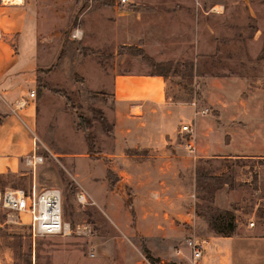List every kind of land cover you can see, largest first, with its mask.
Masks as SVG:
<instances>
[{"label": "rangeland", "instance_id": "rangeland-1", "mask_svg": "<svg viewBox=\"0 0 264 264\" xmlns=\"http://www.w3.org/2000/svg\"><path fill=\"white\" fill-rule=\"evenodd\" d=\"M139 1L129 18L142 27L121 35L105 22L99 26L104 16L96 14L97 4L82 0L54 63L37 70V131L49 135L55 154L39 145L41 162L33 169L25 166L24 176L0 173V191L58 188L69 229L33 236L25 215L0 207V264H162L134 228V192L142 198L150 192V208L173 217L181 231L175 248L212 233L206 222L222 210L235 224L252 223L264 236V0ZM5 3L0 0V20ZM34 6L27 0L26 12L4 17L0 40L28 51L31 44L22 41L33 33ZM121 10L117 5L113 15L124 14ZM114 72L159 74L165 82V103L147 106L142 119L152 127L144 138L156 134L153 115H161L162 138L177 147L176 162L151 165L147 187L134 164L121 159L136 150L116 137L107 118L114 103L106 76ZM182 124L190 129L185 136ZM124 126L131 125L119 122ZM184 138L193 143V154L185 151ZM104 154L119 157L118 168H129V186L111 172L105 189L101 178L110 162L96 160ZM80 192L83 201L76 199ZM107 199L113 217L103 209ZM188 205L198 215L195 224L188 225Z\"/></svg>", "mask_w": 264, "mask_h": 264}, {"label": "crops", "instance_id": "crops-1", "mask_svg": "<svg viewBox=\"0 0 264 264\" xmlns=\"http://www.w3.org/2000/svg\"><path fill=\"white\" fill-rule=\"evenodd\" d=\"M34 1L33 33L29 40L22 41L26 44L30 43L31 48L28 51H21L19 47L0 40V173L7 171L24 175L23 157L36 151L39 145L50 154H55L51 150L54 146L51 145L49 135L37 131L38 111L34 96L31 98L28 93L34 92L37 70L48 68L61 52L65 30L71 25L72 15L75 10L80 9L77 5L82 0ZM93 3L97 4L94 7L96 14L104 16L103 20H97L99 26L101 22H105V25L115 28L116 32L121 35L134 34L136 32H130V30L142 27V24L135 18H129L132 16L130 14L132 10L136 8L133 5L141 3L139 0H126L125 4H119L117 0H93ZM117 5L119 9H123L121 11L124 14L113 15L112 10ZM2 8L7 12H4L0 20V27H2L4 17L9 19L10 14L26 12L27 0L19 2L7 0ZM10 23L7 22L6 25ZM25 36L24 33L23 37ZM106 77L111 83L110 99L114 103V109L109 116L107 115V118L116 126L114 127L116 137L125 138L128 147L136 150L134 154L123 155L121 159L126 165L134 164L132 168L142 174L144 179L141 183L147 187L148 174L152 173L151 165H158L160 168L161 164L176 162L177 147L173 141H166L162 138L164 129L159 122L161 115H153L156 116L157 121L153 125V131H156V134L153 138H144L145 133L152 131L151 125L142 121L148 112L147 106L158 107L165 103L164 79L160 75L135 72H114ZM19 99L25 101V106L11 111V103ZM124 121L131 126H124L122 129L118 127L119 122ZM131 122H135L136 125H132ZM102 158H107L106 160L110 162V166L103 168L104 174L101 178L102 182L105 180V183H102L105 189L106 169L115 173L122 184L129 186L130 183H127L130 175L129 168L121 169L116 164L114 165L118 160L115 158L119 157L104 154L96 160L100 161ZM158 186L162 189L165 183L160 181ZM144 194L147 196L142 198L134 192V209L132 210L136 215L134 228L146 244V249L150 250L152 257L163 258L160 259L162 264H174V262L182 264L184 258H188L189 264L191 258L185 244L178 248L173 246L177 242L175 236L181 234L180 229L174 225L173 217L166 212H161L160 209H151L153 199L150 192ZM103 205L106 208H103L104 211L113 217L108 199ZM193 215L198 216L188 205V225L193 222L195 224L196 219ZM189 232L190 228H188ZM262 234L260 229L251 228L244 223H236L229 236L205 233L201 237L204 239L202 255L191 264H264V236ZM155 244H160V248H157ZM151 245H154L155 249L150 247Z\"/></svg>", "mask_w": 264, "mask_h": 264}, {"label": "built area", "instance_id": "built-area-1", "mask_svg": "<svg viewBox=\"0 0 264 264\" xmlns=\"http://www.w3.org/2000/svg\"><path fill=\"white\" fill-rule=\"evenodd\" d=\"M119 4H125L126 0H118ZM29 97L34 96V92L28 93ZM11 111L21 109L25 106V101L19 99L14 101ZM179 131L182 136L188 134L190 129L188 124L180 125ZM183 147L188 154L194 153V145L191 140L184 138ZM36 150V148H35ZM42 160V156L36 151L26 154L23 157V164L26 167L34 168ZM77 201L85 199L82 192L76 195ZM62 196L56 187H45L36 190L34 186L24 191L20 188L5 189L0 191V207L14 213L17 217L21 214L27 217V229L33 236H53L68 232V223L62 218L61 211ZM252 223H249L251 226ZM185 246L188 248L192 262L198 260L203 251L204 239L191 237L185 239Z\"/></svg>", "mask_w": 264, "mask_h": 264}, {"label": "trees", "instance_id": "trees-1", "mask_svg": "<svg viewBox=\"0 0 264 264\" xmlns=\"http://www.w3.org/2000/svg\"><path fill=\"white\" fill-rule=\"evenodd\" d=\"M85 140L87 142V153L90 154L91 142L88 134H85ZM111 174H112L111 171L109 169H106L105 178L107 181H111L110 180ZM20 176H24V175H20ZM207 225L209 227V230L213 234L220 236H229L230 234H232L235 227L232 214L228 210H222L221 214L218 213L213 216L211 215L209 221H207ZM145 256L148 257L147 253H145Z\"/></svg>", "mask_w": 264, "mask_h": 264}, {"label": "bare ground", "instance_id": "bare-ground-1", "mask_svg": "<svg viewBox=\"0 0 264 264\" xmlns=\"http://www.w3.org/2000/svg\"><path fill=\"white\" fill-rule=\"evenodd\" d=\"M7 1V0H6ZM11 2H19L20 0H10Z\"/></svg>", "mask_w": 264, "mask_h": 264}]
</instances>
